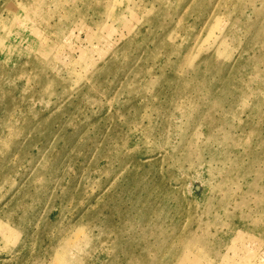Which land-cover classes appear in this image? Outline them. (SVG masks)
I'll list each match as a JSON object with an SVG mask.
<instances>
[{
  "label": "rangeland",
  "instance_id": "rangeland-1",
  "mask_svg": "<svg viewBox=\"0 0 264 264\" xmlns=\"http://www.w3.org/2000/svg\"><path fill=\"white\" fill-rule=\"evenodd\" d=\"M0 264H264V0H0Z\"/></svg>",
  "mask_w": 264,
  "mask_h": 264
}]
</instances>
